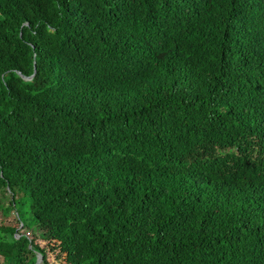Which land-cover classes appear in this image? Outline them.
<instances>
[{
  "label": "trees",
  "instance_id": "trees-1",
  "mask_svg": "<svg viewBox=\"0 0 264 264\" xmlns=\"http://www.w3.org/2000/svg\"><path fill=\"white\" fill-rule=\"evenodd\" d=\"M39 254L264 264V0H0V264Z\"/></svg>",
  "mask_w": 264,
  "mask_h": 264
},
{
  "label": "rangeland",
  "instance_id": "rangeland-1",
  "mask_svg": "<svg viewBox=\"0 0 264 264\" xmlns=\"http://www.w3.org/2000/svg\"><path fill=\"white\" fill-rule=\"evenodd\" d=\"M20 208V212L23 214V218L25 219V221L29 224V227L33 224L32 221L30 220V216L28 215V206L27 205H23L21 204L19 206ZM9 222H15L14 220V216L12 215L11 219H9ZM34 227V226H33ZM28 234H31V231L28 230ZM3 261V259L0 257V263ZM43 264V263H41Z\"/></svg>",
  "mask_w": 264,
  "mask_h": 264
},
{
  "label": "water",
  "instance_id": "water-1",
  "mask_svg": "<svg viewBox=\"0 0 264 264\" xmlns=\"http://www.w3.org/2000/svg\"><path fill=\"white\" fill-rule=\"evenodd\" d=\"M31 78V77H30ZM28 79V78H27ZM43 263V256L41 254L38 255V259H37V262L36 264H41Z\"/></svg>",
  "mask_w": 264,
  "mask_h": 264
}]
</instances>
